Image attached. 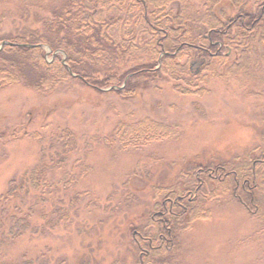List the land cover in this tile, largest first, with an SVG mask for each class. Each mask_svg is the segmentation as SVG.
<instances>
[{
  "label": "rangeland",
  "instance_id": "1",
  "mask_svg": "<svg viewBox=\"0 0 264 264\" xmlns=\"http://www.w3.org/2000/svg\"><path fill=\"white\" fill-rule=\"evenodd\" d=\"M187 1L202 9L197 0ZM170 6L175 11L183 7L179 2ZM229 8L217 5L214 11L230 13ZM20 10L16 0H0V35L16 34L31 22L19 18ZM262 48L248 74L210 78L202 96L178 94L167 80L151 81L132 97L71 80L45 94L15 83L0 88V195L12 177L50 159L58 149L54 135L59 130L72 131L78 148L65 161V169L54 174V182L61 180L58 190L47 191L39 204L34 203V222L61 216L58 226L6 241L0 264L24 259L31 264H136L128 223L146 225L153 204L160 200L156 187H178L181 173L190 171L193 161L239 166L262 155ZM42 50L44 60L51 62L50 49ZM60 61L64 63L63 56ZM190 68L197 70L196 64ZM147 118L166 125L145 123L142 131L167 135L138 148L122 144L119 134L128 128L129 139L136 138L140 133L131 124ZM75 160L85 167L84 176L64 186L65 178L80 170ZM259 171L264 172V165ZM256 184L263 213L264 175L257 176ZM203 207L204 218L182 219L187 228L178 236L173 264H264L263 219L251 217L227 189Z\"/></svg>",
  "mask_w": 264,
  "mask_h": 264
},
{
  "label": "trees",
  "instance_id": "2",
  "mask_svg": "<svg viewBox=\"0 0 264 264\" xmlns=\"http://www.w3.org/2000/svg\"><path fill=\"white\" fill-rule=\"evenodd\" d=\"M16 1L21 8L19 18L25 22L31 18V22L16 34L0 35L4 42L0 88L15 83L45 94L71 80L132 97L151 81L167 80L178 94L202 96L210 78L246 75L252 59L259 51L263 54L264 0H197L202 9H195L187 0ZM174 2L183 7L175 11L170 6ZM223 4L229 5L230 13L214 11ZM29 10L34 12L27 14ZM43 46L52 52L51 62L44 60ZM194 64L197 70L190 68ZM146 120L131 124L140 133L136 138L129 139L128 128L119 134L121 143L138 148L167 135L142 131L145 123L158 124ZM167 128L169 131L171 126ZM54 137L58 149L50 159H41L12 177L0 195V250L6 241L13 243L25 234L50 230L63 218L51 217L42 224L33 220L34 203L39 204L47 191L58 190L61 180L54 182V174L65 169V161L78 149L68 128ZM79 162L73 161L75 166ZM193 163L190 171L181 173L178 187L155 188L160 200L148 213L146 227L128 223L136 264L177 262L178 236L187 228L181 225L182 219L204 218L205 201L221 196L226 189L251 217L264 220L256 200V178L264 175L259 171L264 151L259 159L239 166L228 161ZM84 172L81 164L71 178H65L64 186L77 183ZM19 264H31V260Z\"/></svg>",
  "mask_w": 264,
  "mask_h": 264
},
{
  "label": "water",
  "instance_id": "3",
  "mask_svg": "<svg viewBox=\"0 0 264 264\" xmlns=\"http://www.w3.org/2000/svg\"><path fill=\"white\" fill-rule=\"evenodd\" d=\"M4 44V43H3Z\"/></svg>",
  "mask_w": 264,
  "mask_h": 264
}]
</instances>
